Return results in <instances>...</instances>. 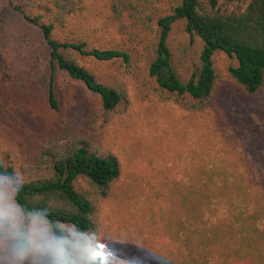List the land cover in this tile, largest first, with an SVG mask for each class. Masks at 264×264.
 <instances>
[{"label":"trees","instance_id":"trees-1","mask_svg":"<svg viewBox=\"0 0 264 264\" xmlns=\"http://www.w3.org/2000/svg\"><path fill=\"white\" fill-rule=\"evenodd\" d=\"M229 1L235 2L234 8L224 6L222 0H106L105 19L121 36V45L96 46L76 37L101 15L90 0H0V107L23 109L32 97L35 77L7 63L4 52L13 42L6 31L10 13L41 32L48 50L51 108L60 107L57 73L81 82L100 101L83 119V128L70 121L53 127L36 144L28 165H20V172L15 161L7 163L0 156V189L3 180H12L13 201L23 219L16 226L1 224L0 237L6 243L0 250V264H112L98 243L100 214L102 202L115 194L122 163L104 149L94 131L103 130L125 111L129 85L119 76L101 79L78 57L117 62L119 71L129 74L131 83L147 96L197 112L205 110L218 93L222 76L215 56L221 52L235 60L227 67L228 80L246 95H255L264 86V0ZM179 20L185 21L192 38L203 43L192 70L174 58L169 44L172 27ZM258 168L263 174L259 173L256 186L226 175L219 181L210 177L192 189L197 188L203 203L219 192L229 197L231 211L224 224L232 228L241 224L236 228L241 237L246 233L247 254L264 264V163ZM32 225L37 229L34 236ZM13 254L19 255L16 263L7 259Z\"/></svg>","mask_w":264,"mask_h":264},{"label":"rangeland","instance_id":"rangeland-1","mask_svg":"<svg viewBox=\"0 0 264 264\" xmlns=\"http://www.w3.org/2000/svg\"><path fill=\"white\" fill-rule=\"evenodd\" d=\"M90 1L101 11V17L92 24L87 21V30L76 37L96 46L121 45V36L105 19L106 0ZM222 3L230 9L235 7L229 0ZM6 31L13 39L4 52L7 63L18 72L35 75L30 86L32 97L23 109L0 107V156L7 163L15 161L20 172V165H28L36 144L53 127L66 126L70 121L83 128V119L100 106V101L81 82L57 73L60 107L55 111L47 103L48 50L41 32L14 13H10ZM169 44L174 58L192 70L203 43L187 33L184 20L174 23ZM78 58L101 79L119 76L129 85L125 111L103 130L94 131L104 149L122 163L115 194L102 202L100 214L98 243L107 250L112 264H262L247 254L246 233L241 237L236 228L241 224H233V231L231 224H224L231 211L229 197L219 192L218 197L203 203L197 188L192 187L210 177L219 181L226 175L257 185L259 173L263 174L258 166L264 163V86L257 94L246 95L227 77V67L235 60L217 53L220 88L205 110L194 112L147 96L131 83L129 74L119 71L117 62ZM12 183L3 180L0 218L16 226L23 219L13 201ZM245 219L246 210L244 223ZM36 232L32 225L33 236ZM5 243L0 237V250ZM7 259L16 263L19 255Z\"/></svg>","mask_w":264,"mask_h":264},{"label":"snow or ice","instance_id":"snow-or-ice-1","mask_svg":"<svg viewBox=\"0 0 264 264\" xmlns=\"http://www.w3.org/2000/svg\"><path fill=\"white\" fill-rule=\"evenodd\" d=\"M0 223H2L3 225H7V218H0Z\"/></svg>","mask_w":264,"mask_h":264}]
</instances>
